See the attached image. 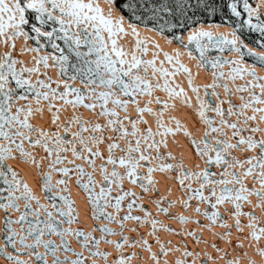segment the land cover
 <instances>
[{
	"label": "snow or ice",
	"instance_id": "snow-or-ice-1",
	"mask_svg": "<svg viewBox=\"0 0 264 264\" xmlns=\"http://www.w3.org/2000/svg\"><path fill=\"white\" fill-rule=\"evenodd\" d=\"M104 4L0 0V259L264 264V0ZM156 37L178 46L167 51ZM182 56L209 82L196 84ZM178 105L200 127L171 115ZM181 133L191 166L166 150ZM10 161L26 165L33 184ZM155 173L181 195L168 198L170 183L160 194Z\"/></svg>",
	"mask_w": 264,
	"mask_h": 264
},
{
	"label": "bare ground",
	"instance_id": "bare-ground-1",
	"mask_svg": "<svg viewBox=\"0 0 264 264\" xmlns=\"http://www.w3.org/2000/svg\"><path fill=\"white\" fill-rule=\"evenodd\" d=\"M253 2V6H255V0H252ZM101 6L102 7H106V4H104V0H100ZM226 28H221L220 31H225ZM148 35H152L151 33H148ZM157 41L161 44V47L164 48L167 51H171L172 48L177 47L178 45L173 43L171 45L169 44H165L162 40V38L160 37H156ZM246 43V42H245ZM248 44V43H247ZM250 47H256L253 45L248 44ZM257 51H260L259 48H256ZM225 56H233L235 55V53H224ZM182 62H184L185 64H187V66L194 72V73H198L196 76V80L195 83L196 84H201V83H206L209 82V78H208V74L205 73L202 69L201 70H197L195 68V61L193 60H189L187 58V56H182L181 57ZM251 62V61H249ZM257 71L259 72V68H257ZM52 75L53 78H55V70H52ZM176 80L181 84L182 87L187 88V81L184 77L183 74H180L176 77ZM240 81H237V83H239ZM75 86H79V82L77 81ZM212 90L209 89V92H211ZM221 95H223V89H220ZM159 95H161L162 97L165 95L163 92H158ZM189 95L191 96V92H189ZM212 100H214V97H211ZM233 100L238 102L236 100V97H233ZM193 102H194V98H193ZM153 107H156V105H152ZM226 107V105H225ZM169 112L171 113V115L177 117L178 119H180L183 123H185L187 125V127L189 128V131H193L194 128L200 127L198 124H196L193 120V118L191 117L189 110L186 109L183 106H179L176 109H170ZM86 114V113H85ZM87 115V114H86ZM149 119L150 123H151V118L150 117H146ZM196 135H199L198 132L195 133ZM169 144H168V149H166L167 151H171L173 153H183L184 159H185V163L188 164L189 166H191L192 163V154H191V150H190V146L187 143L186 139L184 138L183 134H177L176 136V143L174 144L172 142V137L170 136L169 138ZM177 145H179V147H177ZM10 163H13L20 171L21 173L25 176V178L29 181L30 184H33L34 181V175L31 173V171L29 170V168L20 163V162H13L10 161ZM155 179L157 180V187L160 191V194H165V185L166 184H171L172 187V192L171 194L168 196L169 199H176L178 198L181 193H179L177 191V185L174 181H168L166 176H164L161 173H155L154 174ZM125 187H129V185L126 183ZM138 190V189H137ZM72 194H73V199L76 201V206L78 211H80L81 213V226L85 227V229L88 228V226L92 223L88 217L85 215V213L87 212V205L86 203L83 201V199L81 198L80 194L77 193L76 189L74 186H72ZM145 195H152V193H148ZM145 204L147 207H149L150 210H152L153 212L155 211L154 206L151 204H148L147 201H145ZM135 211V210H134ZM181 209L177 206L174 208L170 209V212H180ZM259 210L257 209V212ZM221 212H223V208H221ZM190 213V210H189ZM189 213H185V214H189ZM159 219L164 220L165 223H169L173 228H177L179 229L181 226L175 222V221H171L168 220L163 214H159ZM98 223V222H97ZM111 227H115V225H110ZM73 227H76V225H73ZM185 227H196L195 225L189 223L188 225H185ZM218 231H223V229H217ZM141 231H146V229H141ZM233 233L235 235V230L233 229ZM96 235H99L98 233ZM130 235H135V233H130ZM161 238H165V233L161 230L160 232ZM204 238L210 239L211 237L208 236V234L205 232L203 234ZM116 237H110V239H115ZM179 237L178 236H173L172 240L174 243L179 241ZM188 239V247L190 249L194 248L195 250H204V246L203 245H194L193 242L191 241V239ZM150 243L152 242V238L149 237ZM221 246L223 247V242H221ZM155 245H153V249L155 250ZM101 248H108L109 251H111V247L108 245H104L101 244ZM211 250V249H209ZM125 251H129L128 249H126ZM145 256H147V253H144ZM176 255V254H173ZM170 259L172 257H169ZM0 264H5V261L3 259H0ZM132 264H136V260L135 258L132 261ZM222 264V262H221Z\"/></svg>",
	"mask_w": 264,
	"mask_h": 264
},
{
	"label": "trees",
	"instance_id": "trees-1",
	"mask_svg": "<svg viewBox=\"0 0 264 264\" xmlns=\"http://www.w3.org/2000/svg\"><path fill=\"white\" fill-rule=\"evenodd\" d=\"M254 36H256V34H251V37L252 38H255ZM244 38H245V42L246 43L255 46L254 44H252V40L249 38V34L248 33L245 34V37Z\"/></svg>",
	"mask_w": 264,
	"mask_h": 264
},
{
	"label": "rangeland",
	"instance_id": "rangeland-1",
	"mask_svg": "<svg viewBox=\"0 0 264 264\" xmlns=\"http://www.w3.org/2000/svg\"><path fill=\"white\" fill-rule=\"evenodd\" d=\"M247 33V30H245V34ZM256 36H257V34H256ZM256 36H254L255 38H256ZM209 55L210 56H215L216 55V53L215 52H211V53H209Z\"/></svg>",
	"mask_w": 264,
	"mask_h": 264
}]
</instances>
